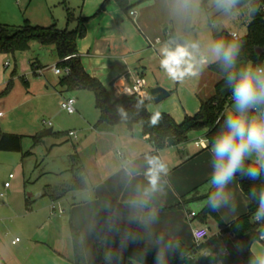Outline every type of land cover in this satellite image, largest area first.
I'll return each mask as SVG.
<instances>
[{"label": "crops", "instance_id": "obj_1", "mask_svg": "<svg viewBox=\"0 0 264 264\" xmlns=\"http://www.w3.org/2000/svg\"><path fill=\"white\" fill-rule=\"evenodd\" d=\"M104 2L80 0L79 16L88 20L84 23V36L76 44L86 73L115 97L122 96L135 78L143 77L146 84L140 98L146 101L150 113L168 114L176 123H182L186 116H194L201 100L214 95L220 78L216 79L217 74L213 75L208 68L199 76H186L177 83L161 69V48L165 44L174 47L184 35L187 16L175 11V0H128V11L122 10L115 1L102 9ZM131 11L135 12L133 16ZM250 11L251 5L247 4L225 15L210 0L207 10L199 5V11L192 15L188 37L199 41L202 47L222 31L242 38L247 33ZM40 23L48 27L56 21L44 18ZM72 25L73 28L75 23ZM239 29L244 31L238 34ZM6 62L10 64L8 67ZM10 66L9 55L0 53V93L13 82L10 93L0 96V131L21 135L13 128L18 120L14 117L19 106L18 96L24 94V102H29L48 92V86L39 80L16 76V65L9 70ZM18 80L26 88L23 93L16 87ZM156 87L164 88L169 96L156 102L150 94ZM98 114L87 115L83 111L82 121L77 125L81 134H77L76 148L86 172L87 188L60 199L54 200L45 194L47 189L56 187L45 177L33 180L28 176L32 168L27 166L23 151H0V264H74L72 226L80 233L87 264H97L96 245L113 230L139 237L137 243L143 248H154L160 237L191 246L195 243L192 235L195 228L205 226L212 236L225 228L210 219L200 222L196 218L198 214L190 209L194 202H201L203 209L206 201L195 198L213 188L209 184L211 153L195 145L205 131L202 135L193 133L192 140L189 137L182 145L158 149L138 126L97 127ZM50 129L53 131V127ZM148 157H158L169 171L162 176L161 190L145 197ZM7 182L9 187H5ZM225 191L229 202L217 212L228 225L247 213L250 200L237 178ZM133 200L142 202L133 204ZM54 204L56 210L52 209ZM192 212L196 213L194 218L189 217ZM16 238L20 241L12 244ZM251 250L256 259L264 257V245L259 240L252 244Z\"/></svg>", "mask_w": 264, "mask_h": 264}, {"label": "trees", "instance_id": "obj_2", "mask_svg": "<svg viewBox=\"0 0 264 264\" xmlns=\"http://www.w3.org/2000/svg\"><path fill=\"white\" fill-rule=\"evenodd\" d=\"M110 1H115L124 11L129 10L128 0H105L102 9ZM209 1L200 0L201 8L207 10ZM247 4L251 5L250 20L247 24L246 35L238 39L242 46L238 62L246 61L248 63L251 61L258 64L264 60V0H239L236 9H241ZM66 9L67 27L64 29H59L56 23L48 27H42L33 25L28 20H24L20 26L0 23V53L15 55L27 51L33 41L45 46H54L59 59L57 66L62 69H70L68 75L60 78L59 84L67 90L85 89L93 93L95 107L99 111L97 127L111 128L120 124L126 125L128 128L138 126L142 129L143 134L149 136L150 141L158 149L187 143L190 134L193 132L205 131V137L211 138L219 127L218 123L222 109L228 101V95L223 96L221 92L224 72L218 63L214 62L208 67L210 71L220 76V81L215 86V93L212 97L201 100L200 109L194 116H186L182 123H176L170 115L160 113V120L153 125L151 118L154 114L148 111L145 100L129 95L115 97L97 79L86 73L76 43L79 38L84 36V23L88 19L80 16L75 17L70 9ZM191 19L192 15L187 16L184 35L176 43L185 42L187 33L192 30ZM70 23H75V26L69 28ZM170 37L174 38L173 34ZM213 39L230 41L233 38L228 32L222 31L214 34ZM256 48L261 49L260 55L256 54ZM12 88L13 82L10 81L4 91L0 93V96L8 95ZM22 140L23 136L21 135L0 131V151L22 152ZM32 140L34 144H38L40 141L37 136H33ZM30 154V152H26L23 155ZM71 170L74 173L71 182L47 189L45 194L57 200L70 192L86 189V172L78 158V154L72 155ZM236 178L242 191L250 200L247 213L225 225L217 210L213 211L208 207V197L215 192L214 187L208 194L195 198L196 200L206 201L201 212L196 215L197 220L202 223L209 219L213 220L219 227H225L222 231L228 236L222 239L220 243L217 241L220 237L214 235L203 243H194L191 246H187L181 241H165L179 244V249L175 254L167 255L166 264H252L254 260H257L251 247L264 233V220L256 221L254 219L257 198H253L250 193L254 186L257 190L264 187V176L253 181L247 176L237 173ZM131 236L134 235L113 230L108 237L97 243V264H110L106 259L110 252L119 253L122 257V264H132V260L137 253L145 254V264H155V254L158 246L143 248L138 245L137 240L131 241L129 239L128 246L125 249L120 248L121 241ZM71 240L74 264H87L80 233L73 226L71 227ZM224 247L228 249L227 255L222 253ZM180 253L184 254L183 258Z\"/></svg>", "mask_w": 264, "mask_h": 264}, {"label": "clouds", "instance_id": "obj_3", "mask_svg": "<svg viewBox=\"0 0 264 264\" xmlns=\"http://www.w3.org/2000/svg\"><path fill=\"white\" fill-rule=\"evenodd\" d=\"M239 0H212L217 11L225 15L234 13ZM200 0H175V11L183 16L194 15L199 11ZM255 11V9H253ZM241 44L235 37L230 41L211 40L206 46L199 41L176 43L174 47L165 44L161 48V69L173 80L182 81L186 76H199L203 69L212 62L218 63L224 72L221 92L230 89L228 101L222 109L219 127L209 137L198 143L202 149L211 153L212 175L209 184L216 190L208 197V207L215 211L227 205L229 195L226 186L236 178L237 173L250 180L264 176V62L238 65ZM161 118L156 112L151 123L155 125ZM145 172L147 187L143 189L145 197L161 190V179L167 175L168 166L158 157L147 158ZM131 175V170H128ZM251 196L256 199V221L264 220V187L259 190L254 186ZM138 202L133 200L132 203ZM264 238V233L261 234ZM129 239L136 241L137 236L123 239L120 248L128 246ZM155 264H166L167 255L175 254L179 244L165 242L163 237L156 241ZM183 258V253H180ZM110 264H122L119 253H108ZM132 264H145V254L137 253ZM252 264H264V257Z\"/></svg>", "mask_w": 264, "mask_h": 264}, {"label": "rangeland", "instance_id": "obj_4", "mask_svg": "<svg viewBox=\"0 0 264 264\" xmlns=\"http://www.w3.org/2000/svg\"><path fill=\"white\" fill-rule=\"evenodd\" d=\"M79 5L80 0H58L56 2L52 0H0V23L19 26L27 19L33 25L45 27L40 22L44 18H52V21H56L59 29H64L67 27L66 8L70 9L75 17H78ZM72 24H69V28H72ZM243 31L244 29H239L238 34ZM190 32L187 33L185 43L192 42L191 38L188 37ZM9 61L11 63L9 70L14 69L16 65V76L22 75L26 80L31 81L39 80L48 86V92L46 91L43 96H35L36 98L34 97L29 102H24L26 101L24 94L17 98L19 106L14 117L18 120L13 128L23 136L22 153H31L24 156L27 166L32 168L31 175L29 173L28 176L32 177L33 180L39 176L45 177L46 181L56 187L71 182L74 178V173L71 170L72 155L77 154L78 141L69 137L68 132L76 131L80 136L81 132L77 125L80 120L82 121L80 114L83 111L87 115L98 114L93 93L85 89L67 90L59 84V80L63 76L56 75L53 69L59 62L54 46H45L33 41L29 50L9 55ZM212 63L210 60L204 69H208ZM214 77L220 78L218 75ZM16 87L22 93L26 91L21 80L16 82ZM68 98H74L76 101L75 109L77 112L74 114H68L60 107V102ZM156 105L159 106L161 103ZM79 106H81V110ZM52 127L51 134L41 135ZM193 133L202 135L204 131ZM193 133L189 136L191 140ZM32 136L39 137L38 144H34ZM12 172L17 174L16 170H12ZM200 203H191L190 209L199 214L202 210ZM217 241L220 243L222 239L218 238Z\"/></svg>", "mask_w": 264, "mask_h": 264}, {"label": "built area", "instance_id": "obj_5", "mask_svg": "<svg viewBox=\"0 0 264 264\" xmlns=\"http://www.w3.org/2000/svg\"><path fill=\"white\" fill-rule=\"evenodd\" d=\"M134 14H135V12H133V11L130 12V15L133 16ZM231 36H232V38L235 37L236 39H239V37L236 34H232ZM157 42H160V39H157ZM9 65H10L9 62L5 63L6 67H8ZM53 69H54V72H55L56 75L64 76V75H68L70 73V69L69 68L62 69V68L58 67L57 65L54 66ZM145 84H146L145 83V79L143 77H137V78H135L134 83H133V85L131 87H126L124 89L123 95L141 97L142 90H143ZM75 103H76V101H75L74 98H68V99H63L60 102V106L68 114H74L76 112ZM68 136L73 138V139H75V140H78V135H77L76 131L68 132ZM195 145L197 147L201 146L198 142H196ZM9 177L12 178L13 174H11ZM9 186H10V182L5 183V187H9ZM52 209L56 210V205L55 204L52 206ZM59 212L62 213V210H59ZM195 215L196 214L194 212H192V213H190L189 217L190 218H194ZM192 235H193L194 242L196 244H200V243L205 242L210 237V231L205 226L197 227V228H195L193 230ZM216 236H219L221 239H225L227 237V234L224 233L223 231H221ZM19 241H20V239L16 238L15 240L12 241V244H16ZM259 241L264 244V238H262V235L259 237ZM222 253H223V255H227L228 254V249L226 247H224L223 250H222Z\"/></svg>", "mask_w": 264, "mask_h": 264}, {"label": "water", "instance_id": "obj_6", "mask_svg": "<svg viewBox=\"0 0 264 264\" xmlns=\"http://www.w3.org/2000/svg\"><path fill=\"white\" fill-rule=\"evenodd\" d=\"M255 51H256V54H257V55H260L261 52H262L261 49H259V48H256ZM246 64H247L246 61L238 62V65H239V66H243V65H246ZM229 92H230V89H226V90L222 93V95H223V96H227V95L229 94ZM150 94L154 97V100H155L156 102H160V101L166 99V98L169 96V92L166 91V90H165L164 88H162V87H156V88L152 89V90L150 91ZM51 133H52V129H48V130L44 131L41 135H42V136H45V135H48V134H51Z\"/></svg>", "mask_w": 264, "mask_h": 264}]
</instances>
